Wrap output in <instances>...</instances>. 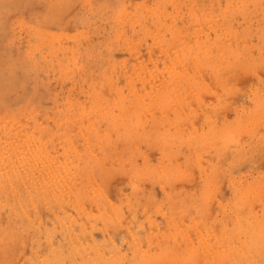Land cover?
<instances>
[{"label":"rangeland","instance_id":"rangeland-1","mask_svg":"<svg viewBox=\"0 0 264 264\" xmlns=\"http://www.w3.org/2000/svg\"><path fill=\"white\" fill-rule=\"evenodd\" d=\"M156 1L0 0V264H264V0Z\"/></svg>","mask_w":264,"mask_h":264},{"label":"bare ground","instance_id":"bare-ground-1","mask_svg":"<svg viewBox=\"0 0 264 264\" xmlns=\"http://www.w3.org/2000/svg\"><path fill=\"white\" fill-rule=\"evenodd\" d=\"M156 1V0H155ZM156 2H158V1H156ZM155 2V3H156ZM154 3V2H153ZM154 3V4H155ZM174 3V2H173ZM200 3V2H199ZM261 3V2H260ZM151 4V3H150ZM197 4V3H196ZM250 4V3H249ZM158 6H159V4H158ZM162 6V5H161ZM168 6V5H167ZM140 7V6H139ZM211 7V6H210ZM148 8H149V6H148ZM159 8V7H158ZM155 9V8H154ZM211 9V8H210ZM153 11V10H152ZM146 12V11H145ZM154 12V11H153ZM134 13V12H133ZM132 13V14H133ZM137 13V12H136ZM135 13V14H136ZM258 13V12H257ZM149 14V13H148ZM259 14V13H258ZM143 15H144V13H143ZM146 15H147V13H146ZM157 15V14H156ZM138 16H139V14H138ZM257 16V15H256ZM147 17V16H146ZM149 17V16H148ZM154 17H155V15H154ZM247 17V16H246ZM138 18V17H137ZM141 19H142V16L140 17ZM151 18V17H150ZM136 19V18H135ZM134 19V20H135ZM140 19V20H141ZM148 19V18H147ZM155 19V18H154ZM158 19V18H157ZM163 19V18H162ZM137 20V19H136ZM144 20H146V19H144ZM143 20V21H144ZM225 20V19H224ZM142 21V20H141ZM147 22H148V20H146ZM154 21V20H153ZM159 21V20H158ZM229 21V20H228ZM137 22V21H136ZM155 22V21H154ZM150 23V22H149ZM200 24V23H199ZM140 25V24H139ZM171 25V24H170ZM142 26V25H141ZM229 26V25H228ZM172 27V26H171ZM217 30V29H216ZM227 33V32H226ZM190 36V35H189ZM207 36V35H206ZM221 36V35H220ZM174 39V38H173ZM251 40V39H250ZM216 45V44H215ZM206 49V48H205ZM205 49H204V51H205ZM219 51H217V53H218ZM226 53V52H225ZM234 54V53H233ZM225 56V55H224ZM231 56V55H230ZM229 56V57H230ZM237 56V55H236ZM188 58V57H187ZM193 58V57H192ZM238 58V57H237ZM234 59V58H233ZM239 59V58H238ZM224 60V59H223ZM234 61H235V59H234ZM238 61V60H237ZM183 63H185V62H183ZM234 67V66H233ZM181 71V70H180ZM179 71V72H180ZM185 72V71H184ZM184 72H180V73H184ZM186 73V72H185ZM198 73V72H197ZM204 74V73H203ZM185 75V74H184ZM183 75V76H184ZM181 80H182V78H181ZM183 86V85H182ZM171 89H172V87H171ZM171 89H169V90H171ZM168 90V91H169ZM170 92V91H169ZM171 92H172V90H171ZM143 101V100H142ZM142 109V108H141ZM263 116V115H262ZM158 120V119H157ZM149 122V121H148ZM160 126V125H159ZM255 127V126H254ZM260 144V143H259ZM258 144V145H259ZM231 145V144H230ZM257 145V146H258ZM174 146V145H173ZM263 146V145H262ZM264 148V147H263ZM262 148V149H263ZM244 149V148H243ZM227 150V149H226ZM238 150V149H237ZM264 150V149H263ZM190 151V150H189ZM226 153V152H225ZM236 155H237V153H236ZM220 160V159H219ZM208 164V163H207ZM223 165V164H222ZM21 166V165H20ZM222 168V167H221ZM10 169H12V168H10ZM213 169V168H212ZM14 170V169H13ZM215 170V169H214ZM16 171V170H15ZM13 172V171H12ZM234 172H235V170H234ZM18 174V173H17ZM215 174V173H214ZM218 174V173H217ZM220 174V173H219ZM218 176V175H217ZM233 177V176H232ZM7 179V178H6ZM234 179V178H233ZM236 180V179H235ZM236 183V182H235ZM234 187L236 186L235 184L233 185ZM232 186V187H233ZM238 186V185H237ZM68 188H70V187H68ZM235 189V188H234ZM232 191H233V189H232ZM237 191V190H236ZM236 191H234V192H236ZM250 197V196H249ZM234 199V198H233ZM232 201V200H231ZM208 202V201H207ZM230 202V201H229ZM20 206V205H19ZM21 208V207H20ZM237 217H239L238 215H236V216H234V218H235V220L237 221ZM252 217V216H251ZM264 218V217H263ZM248 219V218H247ZM253 220V219H252ZM264 220V219H263ZM260 221V220H259ZM253 222H254V220H253ZM35 223V222H34ZM252 225H254V223H252ZM251 225V226H252ZM237 227H241L240 225H237ZM248 227H250V226H248ZM258 229H259V226L258 225H256V227H254V228H246L245 229V231L248 233V235L250 236V241H251V243H252V246H255L256 248V253H257V255L258 256H261V257H263L264 258V241H260V242H258V241H256V239H255V235H257L258 234ZM139 231V230H138ZM213 236V235H212ZM162 237V236H161ZM202 237H204V236H202ZM201 239V238H200ZM204 239V238H203ZM208 239V238H207ZM189 241V240H188ZM208 242V241H207ZM188 243V242H187ZM201 243H203V242H201ZM210 244H211V242H209ZM213 243V242H212ZM184 244V243H183ZM214 245V244H213ZM189 246H191V245H189ZM212 246V245H211ZM188 247V246H187ZM205 248V247H204ZM213 248V247H212ZM206 249V248H205ZM204 249V250H205ZM211 249V248H210ZM214 249V251L215 250H217V249H215V248H213ZM150 250V249H149ZM187 250V249H186ZM179 252V251H178ZM186 254V253H185ZM215 254H216V252H215ZM143 255V254H142ZM215 256V255H214ZM214 256H213V258H214ZM172 257V256H171ZM193 257V256H192ZM218 257V256H217ZM45 261V260H44ZM66 261V260H65ZM190 262V261H189ZM191 263V262H190ZM45 264V263H44Z\"/></svg>","mask_w":264,"mask_h":264}]
</instances>
